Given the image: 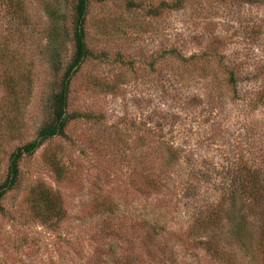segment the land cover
Returning <instances> with one entry per match:
<instances>
[{
    "label": "rangeland",
    "instance_id": "obj_1",
    "mask_svg": "<svg viewBox=\"0 0 264 264\" xmlns=\"http://www.w3.org/2000/svg\"><path fill=\"white\" fill-rule=\"evenodd\" d=\"M75 3L0 0V185L51 117ZM83 29L77 117L18 160L0 264H264L240 187L264 176V0H88Z\"/></svg>",
    "mask_w": 264,
    "mask_h": 264
},
{
    "label": "trees",
    "instance_id": "obj_2",
    "mask_svg": "<svg viewBox=\"0 0 264 264\" xmlns=\"http://www.w3.org/2000/svg\"><path fill=\"white\" fill-rule=\"evenodd\" d=\"M88 0H76L74 7V22L71 31V40L73 43V54L69 64L66 66L61 74L60 81L58 82L56 91L52 94L48 105L51 114L50 119L44 124L38 131L35 139L15 149L10 157L7 169V175L4 182L0 185V198L4 193L10 190L15 182L17 175V162L22 156L32 155L33 152L38 149L43 142L63 136V130L66 124L71 121L77 114H68L67 107V94L69 82L72 76L78 71L81 63L89 56V52L86 49L84 43V19L86 15ZM56 55V54H55ZM56 55V63H57ZM54 71L58 70V67H53ZM228 81L231 83L232 74H229ZM263 172V171H261ZM261 172H247L245 181L240 185L242 192L246 194L244 201L247 205L250 203V208H253L256 204V209L262 207L264 209V178ZM249 195V197L247 196ZM262 221L259 223L258 229L264 231V211L262 212Z\"/></svg>",
    "mask_w": 264,
    "mask_h": 264
}]
</instances>
